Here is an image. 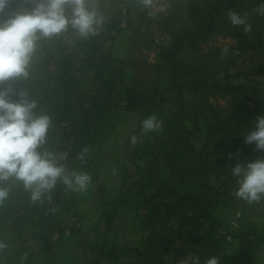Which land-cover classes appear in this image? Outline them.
<instances>
[{
  "label": "rangeland",
  "instance_id": "374dc122",
  "mask_svg": "<svg viewBox=\"0 0 264 264\" xmlns=\"http://www.w3.org/2000/svg\"><path fill=\"white\" fill-rule=\"evenodd\" d=\"M118 1L93 0L105 17L104 25L97 35L84 39L69 28L67 32L52 39L62 43L63 53L72 60L70 72L75 74L72 86H81L86 96L92 92V86L99 83L94 80L93 70L86 64L87 60L97 56L93 53L95 46L103 45L107 49L110 47L111 55L121 61L126 60L131 50L136 56L141 55L137 57V64L139 70L143 64L146 65V75L139 74V79H135L142 86L138 97V102H141L148 96L147 90L154 80L149 71L158 74L165 68L161 77L169 73L166 71L165 61L159 56L158 48H169L173 42L170 36L159 29V24L165 18H172L177 29L190 26L189 5L194 1L153 0V7L150 9L144 7L143 0H140V8L144 9L143 16L127 15L126 8ZM262 5L264 6V1ZM21 6L31 7V0H9L8 9L0 13V22L7 18L10 11L18 10ZM160 7L164 11L156 12ZM45 41L48 40L39 42L37 51L47 49ZM55 56L52 54L50 60L53 61H49L45 69L50 75H61L63 70L58 63L62 59ZM175 60L182 65V76L178 84L184 85L178 87L183 89L165 96L157 118L176 120L181 115L186 127L194 132L192 142L198 152L208 140L213 114L209 108L203 110L196 125L195 121L185 118L179 109L186 108V115H191L194 108L199 109L200 104L206 101L212 108L226 111L225 116L234 114V117H238L240 111L237 107L233 108V105L235 102L241 104L243 96L246 98L244 109L251 111L257 103L264 106V94L251 91L256 86L264 90V45L260 50L243 49L231 35L215 34L205 41H197L194 46L182 48ZM186 66L194 69L190 70ZM216 81H219L218 86H227L229 83V86H238L236 93L225 92L219 87L212 92L206 91L200 98L196 88L205 86L207 90L206 86H214ZM161 83L164 89L165 81L162 80ZM131 84L132 80H128L125 87ZM140 106L138 103L132 107L133 110L123 109L113 115L115 130L112 139L89 150V153L97 157V161L94 162V169L87 171L92 177L88 190L83 193L71 191L75 197V205L70 212L71 222L59 225L56 221L60 218L55 215L51 221L52 233L48 234L46 242L42 235L41 226L44 224L41 217L36 220V229H31L36 233L25 234L18 242L12 236L17 235V230L6 224L2 225L0 234L7 237L8 244L4 246V250L9 257L0 258V264H75L79 259L85 264H194L196 261L205 264L210 257H216L219 264H247L255 258L254 264H264V199L249 204L238 198L237 182L228 193H224L217 174L208 173L216 166L219 171L231 172L234 165L231 167L227 164L233 158L235 164L255 160L250 155L251 145H245L231 158L225 152L212 157L207 155L209 160L204 162L203 168L205 175H209V180L203 193L215 197L214 201L217 199L210 221L205 216L199 218L200 211L196 205L181 206L180 203L175 210L159 206L163 198L170 201L164 189H171L173 182L167 177L169 170L166 165L158 170L141 163L140 169L145 170L144 175L135 167L141 155L136 152L138 149L130 142V137L135 135L134 132L141 125ZM64 126L71 130L69 124ZM216 142L218 143V139L212 141L209 148L212 149ZM142 143L144 145L139 147L140 150L150 149L149 138L143 137ZM68 152H71V148ZM155 153H159L158 150ZM227 158L229 160L226 162ZM159 159L162 160L161 157ZM197 160L198 156L192 155L187 166L194 167ZM80 162L79 158L69 159L72 169L82 170ZM151 172L156 173L157 181L150 175ZM122 184L124 186L120 195L119 188ZM197 185V181H187L183 190L189 191ZM217 188L215 196L214 189ZM220 190L224 195H217L221 194ZM156 207L157 210L173 213L168 218L167 214L163 218H157ZM210 228H213V233H210ZM67 231L73 233L70 232L68 236ZM245 237L248 241H245ZM44 245L48 251L43 250ZM73 246L76 251L79 248L83 251L95 247V257L93 255L84 261L80 254L75 257L64 250L65 247ZM251 249L254 254L249 255ZM0 257H3L1 248Z\"/></svg>",
  "mask_w": 264,
  "mask_h": 264
},
{
  "label": "trees",
  "instance_id": "16d2710c",
  "mask_svg": "<svg viewBox=\"0 0 264 264\" xmlns=\"http://www.w3.org/2000/svg\"><path fill=\"white\" fill-rule=\"evenodd\" d=\"M193 1L189 5L190 26L177 29L172 18H165L159 24V29L170 36L173 42L169 48H158L159 56L165 61L166 71L169 73L165 77H161V72L165 68L159 71L158 74L149 71L150 75L154 76V80L150 82V87L147 90L148 96L141 102H138V97L142 86L135 79H139V74L142 76L146 75V65L143 64L142 69L139 70L137 57H141V55L136 56L132 50L126 60L121 61L111 55L110 47L107 49L106 46L100 45L93 48V53L97 54V56L89 60L90 62L87 60L86 64L93 70L91 71L94 73V80H98L99 83L96 86H92L93 90L87 96L82 91L81 86H72V80L75 77V74L70 72L72 60L63 53V45L59 40L50 39L45 41L47 49L42 48L35 53L30 66L29 78L17 81L13 86L17 89L29 91L31 97L37 100L38 109L51 115L53 127L50 131L49 147L54 151L62 152H68L71 148V152H68V159L64 161L69 169H72L69 159L78 158L83 148L87 147L90 150L94 146L104 145L112 139L115 130L112 117L117 112L123 109L126 111L133 110L132 107L140 103L139 113L142 120L149 115L158 117V112L162 103H164L165 96L170 92L183 89V87H178L184 85L178 84L182 76L180 74L182 65L175 60L177 53L182 48L188 45L194 46L197 41H205L211 35L224 34L235 38L243 49H262L264 45V6L262 2L264 0ZM118 3H121L122 7L126 8L129 16H133L132 14L143 16L144 14V9L140 8L142 3L140 0H119ZM230 11H235L245 17L247 24L251 25V31L245 32L243 26L231 24L228 19ZM116 17L118 19V16ZM105 49L107 50L105 51ZM52 54L56 55L55 57H58V59H62L58 63V66L63 70L61 75L57 73L50 75L45 69L49 61H53L50 60L52 59ZM186 68L194 69L189 66H186ZM128 80H132V84L126 88ZM162 80L165 81L164 89H162ZM213 85L206 86L207 90L205 86H199L195 91L202 98L206 91L212 92L213 89H218L219 87H222L223 91L228 93H236L238 87L229 86L231 83L227 84V86H218L219 81L214 82ZM251 91L264 94V90L260 86L252 87ZM245 101L246 98L243 96L241 104L235 102V105H233V108L237 107L240 111L238 117H234V114L227 117L225 116L227 114L226 111H218L206 101L200 104L199 109L194 108L191 115H186V108L179 109V112L185 118L195 121L196 125L199 123L203 110L209 108L213 114L212 126L208 130V140L200 152L196 150L192 142L193 130L186 127L185 119L181 115L180 120H169L159 116L160 118L158 119L162 122V127L147 134L141 132V125L138 127L134 132L138 136V142L135 145L138 149L136 152H140L141 156L138 163L135 164L136 169L144 175L145 170L140 169L141 163L148 164L151 168H157L158 170L162 165H166L169 170L167 177H169V181L173 182L171 189H164L170 201L163 198L159 206L170 207L175 210L180 203L181 206L196 205L200 211L199 218L205 216L207 221H210L209 217L213 213V206L217 199L214 201L215 197L203 193L209 180V175H205L203 168L204 162L209 160L207 155L212 157L223 152L231 158L247 145L244 142L245 135L254 126L256 117L264 114V106L257 103L256 107L249 111L243 107ZM65 124H69L71 130L65 128ZM143 137H147L151 141L150 149L147 151L139 149V147L144 145L142 143ZM217 139L218 143H214L212 149H210L209 145L211 142ZM249 149H251L250 155L254 159L264 156V152L255 150L254 145H251ZM157 150L159 153H155ZM194 154L198 156V163L190 168L187 166L188 160ZM160 157L162 160L159 159ZM228 160L229 158L226 159V162ZM96 161L97 157L88 151L85 161L80 162V167L83 171H92ZM229 163L227 164L228 166L232 167L235 165L234 158L230 159ZM208 173L217 174V180L220 182V187L224 189V193H228L237 182L231 172L227 170L219 171L218 166ZM150 175L156 181L158 180L155 172H151ZM221 178L222 180H220ZM190 180L197 181L198 185L194 189L185 192L183 185ZM149 181L152 182V180ZM164 183L162 182V184ZM123 186L124 184L119 188L120 195H122ZM9 187V198L0 202V228L4 224L15 228L17 235L14 237V234H12V236L17 242L22 240L25 234L36 233L31 229H36L35 223H37L36 220L39 217L43 219L42 224L44 225L41 228L45 242L46 240L48 241V234L52 233L50 231L53 224L51 221L55 215L60 218V220L56 221L59 225L71 222L70 217L72 216H70V212L75 205V197L71 190H67L62 183H58L51 193L46 194L39 202H33L30 199V193L25 190L22 183L10 181ZM217 191L218 188L214 189L215 196ZM224 193L221 192V194L217 195L222 196ZM155 210L157 218H163L165 214H167L166 217L168 218L173 213L172 211L157 210V207ZM212 229L210 228V233H213ZM245 241H248L246 237ZM7 244V237L0 234L1 256H3L0 258L8 256L5 255L4 250V246ZM251 247H254V245L251 244ZM43 250L48 251V248L44 245ZM252 251L253 249H251V254L249 252V255L254 254ZM197 255H199L198 252ZM255 259L247 262V264H254Z\"/></svg>",
  "mask_w": 264,
  "mask_h": 264
},
{
  "label": "clouds",
  "instance_id": "9594fccd",
  "mask_svg": "<svg viewBox=\"0 0 264 264\" xmlns=\"http://www.w3.org/2000/svg\"><path fill=\"white\" fill-rule=\"evenodd\" d=\"M143 4L151 9L153 0H143ZM31 5L10 11L0 22V202L9 198L10 181L22 183L30 199L39 202L58 183L67 190L83 193L92 180L88 172L68 168L64 163L68 152L49 147L53 127L51 115L38 109V102L29 91L13 85L29 78L41 40L60 36L69 28L87 39L98 34L105 17L93 0H31ZM8 7L9 0H0V13ZM162 11L163 7L156 9V12ZM228 19L235 26H243L245 32L251 31V25L239 13L230 11ZM161 127L162 122L155 115L141 121L143 134ZM130 142L135 145L138 136L132 135ZM244 142L264 152V114L256 117ZM88 151L87 147L80 151V161H85ZM231 174L237 179L238 198L249 204L264 199V157L237 162ZM205 264H219V261L210 257Z\"/></svg>",
  "mask_w": 264,
  "mask_h": 264
},
{
  "label": "crops",
  "instance_id": "0c3cea01",
  "mask_svg": "<svg viewBox=\"0 0 264 264\" xmlns=\"http://www.w3.org/2000/svg\"><path fill=\"white\" fill-rule=\"evenodd\" d=\"M70 232L72 233V231H67V233H68L67 235L68 236L70 235ZM64 250H66L69 253L75 255V257L77 256V254H80L81 257H82V260L84 259V261H85V259H90L93 255L95 257V247L91 248L90 250H83V251H82V248H79L76 251V247L73 246V248L72 247H65ZM80 260L81 259L77 260V263H75V264H85L83 261H80ZM72 264H74V263H72Z\"/></svg>",
  "mask_w": 264,
  "mask_h": 264
},
{
  "label": "built area",
  "instance_id": "2783aa9c",
  "mask_svg": "<svg viewBox=\"0 0 264 264\" xmlns=\"http://www.w3.org/2000/svg\"><path fill=\"white\" fill-rule=\"evenodd\" d=\"M235 225H237V223H235Z\"/></svg>",
  "mask_w": 264,
  "mask_h": 264
}]
</instances>
